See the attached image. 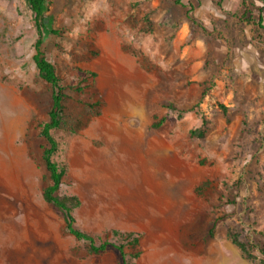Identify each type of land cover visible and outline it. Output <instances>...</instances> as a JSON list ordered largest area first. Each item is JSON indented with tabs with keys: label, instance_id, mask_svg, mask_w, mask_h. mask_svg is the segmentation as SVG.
Listing matches in <instances>:
<instances>
[{
	"label": "rangeland",
	"instance_id": "374dc122",
	"mask_svg": "<svg viewBox=\"0 0 264 264\" xmlns=\"http://www.w3.org/2000/svg\"><path fill=\"white\" fill-rule=\"evenodd\" d=\"M238 1L246 15L264 3ZM135 7L48 0L45 16L58 34H44L41 49L65 87L68 123L51 132L58 143L52 160L65 169L60 194L80 197L75 226L116 244L111 231L139 235L135 264H260V95L235 98L226 91L231 84L220 89L234 75L220 61L200 68L169 62L162 45L150 42L160 37L136 28ZM36 38L25 0H0V211L22 207L20 221L2 231L0 264H121L112 248L89 254L42 199L46 142L37 125L47 120L51 90L31 60ZM198 130L201 137L191 134Z\"/></svg>",
	"mask_w": 264,
	"mask_h": 264
},
{
	"label": "crops",
	"instance_id": "0c3cea01",
	"mask_svg": "<svg viewBox=\"0 0 264 264\" xmlns=\"http://www.w3.org/2000/svg\"><path fill=\"white\" fill-rule=\"evenodd\" d=\"M120 1L127 6L136 5L130 12L138 22L136 28L146 31L148 36L160 37V40L150 42L162 45L161 50L167 52L169 62L200 68L207 61L213 62L212 66L220 61L221 66L233 68L234 75L229 81H220L219 88L231 84L226 91L235 98L245 92L258 94L256 104L264 109V3H258V12L246 15L239 11L241 4L238 0H179L178 4L175 0ZM250 75L257 80H250ZM3 148L5 145L1 140L0 149ZM61 186L59 195L74 196L81 203L73 191L60 194ZM50 208L64 226L57 210L53 206ZM21 210L19 205H13L0 211V238L4 229H11L7 221H20Z\"/></svg>",
	"mask_w": 264,
	"mask_h": 264
},
{
	"label": "trees",
	"instance_id": "16d2710c",
	"mask_svg": "<svg viewBox=\"0 0 264 264\" xmlns=\"http://www.w3.org/2000/svg\"><path fill=\"white\" fill-rule=\"evenodd\" d=\"M28 9L33 15L34 26L37 38L33 44L34 54L31 57L32 63L38 72L39 78L50 86V108L47 113V120L40 122L39 128L40 137L46 142V147L43 149L41 159L45 170L48 174V184L42 190V199L49 205H52L58 212L63 221V229L66 234L72 236L77 242H82L87 246L88 253L92 255H100L112 248L118 252L121 264H135L134 261L140 256L138 247L139 235L133 233H119L111 231L114 237H118L121 243H110L108 240H102L99 237H94L88 233L78 230L75 226V219L72 212L80 206V201L74 196H62L58 191L65 176L63 166L52 160V156L58 151V143L51 135L52 131L64 129L67 126V121L64 116L63 101L66 99L64 93L65 87L61 85L60 78L56 74L54 65L49 62L41 49L42 37L44 34L57 35V31L51 28V21L46 18L48 11V0H25ZM179 0H175L178 4ZM76 93L83 90L82 87L72 88ZM89 106H93L92 104ZM225 111L224 107H220ZM159 123L153 124L156 128ZM69 131L72 133L74 129L71 127ZM191 134L202 136V131H193ZM200 191V187L197 192ZM96 240L98 243H96ZM232 243L241 251L247 254V250L241 244H238L234 239ZM128 251H126V250ZM133 261V262H130ZM264 264V259L260 262Z\"/></svg>",
	"mask_w": 264,
	"mask_h": 264
}]
</instances>
